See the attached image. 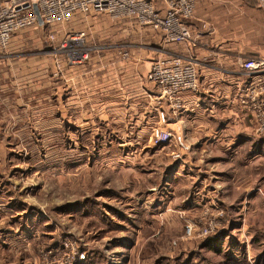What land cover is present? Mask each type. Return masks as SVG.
<instances>
[{
  "label": "crops",
  "instance_id": "obj_1",
  "mask_svg": "<svg viewBox=\"0 0 264 264\" xmlns=\"http://www.w3.org/2000/svg\"><path fill=\"white\" fill-rule=\"evenodd\" d=\"M123 23L127 29L122 30L124 33L136 29L132 21ZM188 25L195 42L190 51L183 45L164 46L160 35L142 29L148 41L152 38L153 47L157 44L161 49L190 53L197 61L198 71L197 91L183 97V110L176 117L168 116L164 125L172 133L173 149L181 154L182 160L171 163L158 159V168L148 169V174L159 175L160 185L146 190L143 207L148 208L150 228L157 227V222L163 219L162 228L167 231L172 228L176 238L183 233V221L177 213L184 212L192 218L204 206L215 204L224 209L227 219L224 229L199 247L211 254H223L222 248L236 233L242 239L245 231V242L242 239L240 243L248 244L255 233L251 228L264 229V139L255 134L248 112L238 103L254 79L236 66L238 57L264 60V0H195ZM42 29L39 23L16 34L6 49L0 48V78L15 77L12 83L0 84V101H11L19 110L16 118L0 122V131L32 137L40 129L53 127L56 112L62 116L65 131L71 125L74 98L83 103L75 105L79 115L94 110L107 117L122 111L113 110L120 103L125 104L124 110L126 106L132 109L146 104L140 113L146 115L147 126L155 122L151 115L166 110L154 101L155 88L146 78L155 60L151 54L143 52L141 58L135 59L129 50L128 59H119L115 51L108 50L113 46L110 45L107 53L93 54L87 65L80 68L68 66L63 57L55 59L47 54L48 58L24 59L19 55L14 59L26 47L28 36L37 38ZM116 32L115 27L106 30L112 41ZM74 84L80 86L74 88ZM149 106L154 113L147 115ZM139 120L130 128L134 132L141 125ZM13 160L10 154L7 161ZM14 161L22 165L18 158ZM21 168L14 167L15 171ZM20 173L0 175V264H24V254L32 258L29 241L32 244L38 216L32 201L35 196L32 185L24 184L28 179L32 181L33 174ZM189 181L188 187H182ZM132 225L136 230L140 226L135 221ZM130 236L132 244L126 250L138 242V232ZM179 244L185 264L194 259L203 264L204 258L194 256L193 241ZM120 249L118 254L124 248ZM229 253L224 256H236Z\"/></svg>",
  "mask_w": 264,
  "mask_h": 264
},
{
  "label": "rangeland",
  "instance_id": "obj_2",
  "mask_svg": "<svg viewBox=\"0 0 264 264\" xmlns=\"http://www.w3.org/2000/svg\"><path fill=\"white\" fill-rule=\"evenodd\" d=\"M124 21L91 13L74 16L63 25L43 26L38 32L39 37L28 36L26 47L14 59L19 55L24 59L41 56L48 58L46 54L60 59L62 55L52 53L57 41L75 32L83 34L82 42L85 45L102 47L92 50L88 61L93 54L103 51L107 53L106 48L110 45L113 46L108 50L115 51L119 59H128L131 56L128 54L129 50L133 51L135 59L141 58L143 52L151 54L152 60L162 54L159 45L153 47L152 38L148 41V36L137 25L132 33L122 32L127 30ZM112 27L117 30V36H113L114 41L110 40L111 34L106 33ZM50 36H53V40L49 39ZM38 38L40 42H37ZM88 61L72 68L86 66ZM14 79V76L6 75L0 78V84L12 83ZM79 86L73 85L74 88ZM79 102L75 98L72 100L71 125L69 129L65 127V131L62 116L57 112L53 127L40 129L37 133H32V137L26 133L0 131V175L5 177L9 173L22 171H32L33 174L32 181L28 179L24 185H32L33 188L35 196L32 201L38 216L37 229L33 232L32 244L29 241L32 258L30 254H24V264H185V260L181 259L184 253L180 249L181 241L195 243L192 247L194 256H199L202 260L204 258L203 264H264L262 228L250 229L255 233L248 244L240 243L242 239L245 242V231L242 239L236 233V237L222 248L225 249L223 254H211L199 248L207 238L222 231L227 223L224 209L215 204L204 206L192 218L187 217L184 212L177 213L183 221L181 237L176 238L172 228L168 231L162 228L163 219L157 222V227L150 228L151 218L148 208L143 207V200L146 199L147 189L160 185V177L158 174H148L147 171L149 168H158V159L164 158L171 163H180L182 160L181 154L174 151L172 141L164 147H154L150 142L153 129L159 127L166 130V123L159 121L157 111V115L150 116L152 122L156 123L147 126L146 115L141 114L143 105L146 104H138L132 109L126 106L124 110L125 104L120 103L113 110L119 108L122 111L105 117L96 114L94 110L91 114L79 115V109L75 106ZM148 109L150 112L147 115L154 113L151 106ZM18 113L14 103L0 101L1 123L16 118ZM138 120L141 125L134 132L130 128H134V123ZM261 138L264 139L262 136ZM9 144L11 146L7 147ZM10 154L14 156V160L18 158L22 165L14 160L8 162ZM175 154L179 156L176 160L173 159ZM143 157H155L156 160H144ZM17 166L22 168L15 171L14 167ZM183 185L182 187H188L190 181ZM214 218L221 219L223 223L216 234L206 238L184 237V226L187 223ZM132 221L140 225L138 230L133 227ZM133 232H138V242L133 244L131 250H126L125 247L132 244L130 235ZM120 248L124 249L118 254ZM84 251L86 259L79 263L77 255ZM230 251L236 255L234 258L224 256L225 252L230 254ZM102 258L104 259L100 262ZM188 262L200 264L195 259Z\"/></svg>",
  "mask_w": 264,
  "mask_h": 264
},
{
  "label": "built area",
  "instance_id": "obj_3",
  "mask_svg": "<svg viewBox=\"0 0 264 264\" xmlns=\"http://www.w3.org/2000/svg\"><path fill=\"white\" fill-rule=\"evenodd\" d=\"M37 7L38 16L34 12ZM195 0H0V48L6 49L18 33L34 27L63 25L77 15L91 13L109 18L132 21L140 29L148 28L161 36L164 46L183 45L188 51L195 47L194 36L188 22L194 14ZM82 33H70L58 42L54 55H62L70 67L84 65L90 52L102 47H91L82 42ZM53 40V36L49 37ZM237 68L253 78L238 103L248 112L255 134L264 137V60L238 57ZM197 61L190 53L183 54L162 49L147 74V81L155 88L154 101L166 107L158 111L164 124L168 116L176 117L183 110V97L198 89ZM172 133L161 128L153 129L150 142L164 147L172 141ZM177 154L173 159H178ZM223 226L218 218L199 223H187L184 237L206 238L216 234ZM85 251L76 260L83 262Z\"/></svg>",
  "mask_w": 264,
  "mask_h": 264
},
{
  "label": "water",
  "instance_id": "obj_4",
  "mask_svg": "<svg viewBox=\"0 0 264 264\" xmlns=\"http://www.w3.org/2000/svg\"><path fill=\"white\" fill-rule=\"evenodd\" d=\"M34 12L38 16V11H37V7L36 6H34Z\"/></svg>",
  "mask_w": 264,
  "mask_h": 264
}]
</instances>
